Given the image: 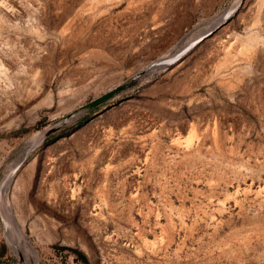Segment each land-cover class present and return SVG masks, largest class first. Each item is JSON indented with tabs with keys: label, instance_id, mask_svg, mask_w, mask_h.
Listing matches in <instances>:
<instances>
[{
	"label": "rangeland",
	"instance_id": "obj_1",
	"mask_svg": "<svg viewBox=\"0 0 264 264\" xmlns=\"http://www.w3.org/2000/svg\"><path fill=\"white\" fill-rule=\"evenodd\" d=\"M0 264H264V0H0Z\"/></svg>",
	"mask_w": 264,
	"mask_h": 264
},
{
	"label": "water",
	"instance_id": "obj_2",
	"mask_svg": "<svg viewBox=\"0 0 264 264\" xmlns=\"http://www.w3.org/2000/svg\"><path fill=\"white\" fill-rule=\"evenodd\" d=\"M231 13V12H230ZM230 13H228L221 21H219L218 23H216L215 25H213L211 28H209L207 31L203 32L199 37L189 41L188 43H186L183 48L178 51L177 53H175L174 55L167 57V58H160L158 60V63H166V62H171L174 61L175 59H177L179 56H181L183 53H185L187 50H189L193 45H195L197 42H199L200 40H202L203 38L207 37L208 35H210L222 22H224L226 20V18L230 15ZM123 84L114 86L113 88L107 90L106 92L98 95L97 97L93 98L91 101H89L86 106L90 107L93 105H97L100 102H102L103 100H105L106 98H108L109 96H111L113 93H115Z\"/></svg>",
	"mask_w": 264,
	"mask_h": 264
},
{
	"label": "trees",
	"instance_id": "obj_3",
	"mask_svg": "<svg viewBox=\"0 0 264 264\" xmlns=\"http://www.w3.org/2000/svg\"><path fill=\"white\" fill-rule=\"evenodd\" d=\"M199 42H200V41H199ZM197 43H198V42H197ZM197 43H196V44H197ZM196 44H195V45H196ZM195 45H193L191 48H193Z\"/></svg>",
	"mask_w": 264,
	"mask_h": 264
},
{
	"label": "bare ground",
	"instance_id": "obj_4",
	"mask_svg": "<svg viewBox=\"0 0 264 264\" xmlns=\"http://www.w3.org/2000/svg\"><path fill=\"white\" fill-rule=\"evenodd\" d=\"M157 65V64H156Z\"/></svg>",
	"mask_w": 264,
	"mask_h": 264
}]
</instances>
